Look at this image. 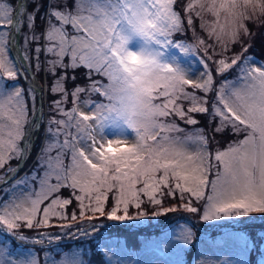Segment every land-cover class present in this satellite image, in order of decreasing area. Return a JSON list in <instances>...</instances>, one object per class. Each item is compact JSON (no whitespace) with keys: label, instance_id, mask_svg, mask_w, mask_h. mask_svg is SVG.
<instances>
[{"label":"snow or ice","instance_id":"6c2138e0","mask_svg":"<svg viewBox=\"0 0 264 264\" xmlns=\"http://www.w3.org/2000/svg\"><path fill=\"white\" fill-rule=\"evenodd\" d=\"M262 17L264 0H0V264H92L98 239L102 264H264V227L211 249L197 227L264 217V60L244 42ZM170 213L187 218L139 250L104 235Z\"/></svg>","mask_w":264,"mask_h":264},{"label":"rangeland","instance_id":"374dc122","mask_svg":"<svg viewBox=\"0 0 264 264\" xmlns=\"http://www.w3.org/2000/svg\"><path fill=\"white\" fill-rule=\"evenodd\" d=\"M13 3H15V0H13ZM208 18L209 17L206 15L205 19H208ZM261 19H264V17H262ZM197 24H199V21H197ZM248 27L250 28V25H248ZM260 28L261 27H257L256 26V31H254V35H256V37L253 35L254 38L252 37L251 40L245 39L244 42L245 43H251V45L253 46L254 43H255V40L258 39V37H261L264 34V27L261 29V31H260ZM237 46L235 47L237 49L234 48V51H239V46L238 47ZM250 49L252 50V47ZM250 49H249V53L248 54L255 56L257 53H253ZM14 54H15V52L13 50V52L10 53V55H14ZM260 57H263V58H260ZM256 58L258 60H264V55L263 56H257ZM195 67H199V66L196 65ZM199 70L202 71L203 69L201 68ZM32 71L33 70H31V69L29 70V73H28L29 80L28 81H25L23 78H21L19 80V86H21V87H23L25 89H27L29 87V84H30V82L32 80V75H31ZM235 75H236L235 72L229 73L228 74V78L232 79V78L235 77ZM37 79H40L41 83L44 82L43 78L41 76H37ZM44 98H45V101H44V113H45V119H47L48 115H49L48 104H49V101L52 99V97L49 96L46 93ZM26 99H28L29 103H30V98L28 96H26ZM37 106H39V99L37 100ZM68 107H71V104H69ZM198 119L201 120V126H204L206 124V122H207L205 117L201 116V117H198ZM235 138L236 137H233L230 134L217 136L216 140L218 141V143H214L213 144V149H215L216 147L224 148V147H226V145H227L229 140L235 139ZM40 139H42V132L41 133H35L33 135V140H34L35 144H34V147H33V150H32V155L27 159V162L22 167V169H21L20 173L18 174V176H23L25 172L29 171L33 167L34 161H35V158H36V151H37V149L39 147ZM16 163H17V161H15V160L12 161L13 165H15ZM66 194L67 193L65 192V195ZM0 195H2V193H0ZM164 200H165V206H168L170 204L177 203L178 202V197H177V199L174 200L172 197L165 196ZM111 204H112V199H111V194H110L108 207H111ZM147 207H148L149 210L151 209V206H147ZM71 210L72 209L70 208L69 211H71ZM133 211H134V209L130 210V214ZM181 217H186L187 218V214L170 213L167 216H162V217H159V218L151 219L150 221H145V223H143V224H139V223L133 222V224H134L133 227H127L125 225L116 224L114 226L109 227L107 230H104V235L106 237H109V238H112V239H118L121 242H125L126 241L128 244H131V243H129V240H133V239H132V236H130L129 234L135 235V233L137 231H142V230L154 231L155 229L158 230L159 228H161V232H162V231L166 230L170 225H172L174 223V221H176L177 219H180ZM253 217H254V219H249V217H243L238 222L237 221H224V222H221V223H219L218 225H216L214 227L213 226H205L204 224H198L197 225V227L199 229L198 234L203 233V235L201 236V239L207 241L206 247H208L210 249L211 248H215V241L217 239H219L220 237H222L223 234L233 231L234 228L235 229L249 231L251 227H248V226L250 224L262 223L264 225V217H262L260 214H253ZM50 231L58 232L60 230L53 228V229H50ZM29 234H31V233H29ZM127 235H129V236H127ZM150 236L151 235H148V237L147 236L144 237V239L142 241V247H143L144 241L147 238H155V234H152L151 237ZM100 243H101V241L98 239L96 241V244H100ZM96 244L92 245V247H93V253L91 254L92 264H102V258L98 257L95 254V249H98L96 247ZM67 246H69V242H65V247H67ZM196 247H197V250H200L203 247H205V245L197 244ZM129 248L132 249V250H139V249H134L131 246H129ZM197 254H199V251L197 252ZM217 255H219V252H217Z\"/></svg>","mask_w":264,"mask_h":264},{"label":"trees","instance_id":"16d2710c","mask_svg":"<svg viewBox=\"0 0 264 264\" xmlns=\"http://www.w3.org/2000/svg\"><path fill=\"white\" fill-rule=\"evenodd\" d=\"M249 25H250L252 33L254 34V31H256V25L252 24V23H250ZM262 28L263 27L260 28V31H261ZM254 36L256 37V35H254ZM235 49H237V48H235ZM251 51L253 53H257L256 55L254 54L255 56H263L264 55V34L261 37H258V39L255 40V43L252 46V50ZM260 58H263V57H260ZM179 214H181V213H179ZM182 214H184V213H182ZM184 218H186V217H184ZM248 227H251L248 232L252 233V235L254 237L256 231L258 229H260L261 227H264V225L262 223H254V224H250ZM158 232H161V228H159L158 230L155 229L154 231H151V230L137 231L135 233V235H132V234L128 233L130 236H132V239L134 240V241L133 240H129V243H131V244H128V245L133 247L134 249H140L142 247V241H143L145 236H147V237H148V235L152 236V234H157ZM129 235H127V236H129ZM95 254L98 257L102 258V261H103V257H102V255H100V252H99L98 249H95Z\"/></svg>","mask_w":264,"mask_h":264},{"label":"water","instance_id":"95a60500","mask_svg":"<svg viewBox=\"0 0 264 264\" xmlns=\"http://www.w3.org/2000/svg\"><path fill=\"white\" fill-rule=\"evenodd\" d=\"M39 103H40V101H39Z\"/></svg>","mask_w":264,"mask_h":264}]
</instances>
